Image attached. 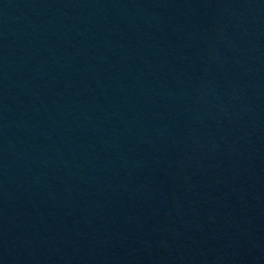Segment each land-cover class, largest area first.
<instances>
[{
    "label": "water",
    "instance_id": "1",
    "mask_svg": "<svg viewBox=\"0 0 264 264\" xmlns=\"http://www.w3.org/2000/svg\"><path fill=\"white\" fill-rule=\"evenodd\" d=\"M0 264H264V0H0Z\"/></svg>",
    "mask_w": 264,
    "mask_h": 264
}]
</instances>
